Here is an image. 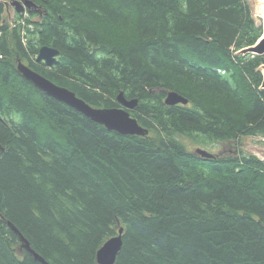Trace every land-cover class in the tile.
<instances>
[{
	"label": "trees",
	"instance_id": "trees-1",
	"mask_svg": "<svg viewBox=\"0 0 264 264\" xmlns=\"http://www.w3.org/2000/svg\"><path fill=\"white\" fill-rule=\"evenodd\" d=\"M0 0V264H97L122 229L114 264H264L263 33L244 0ZM23 2L25 0H17ZM37 9V10H36ZM126 33L127 36H121ZM57 62L36 63L39 48ZM21 61L94 108L129 111L124 136L48 97ZM187 100L167 106V92ZM223 144L204 159L187 150Z\"/></svg>",
	"mask_w": 264,
	"mask_h": 264
},
{
	"label": "water",
	"instance_id": "water-1",
	"mask_svg": "<svg viewBox=\"0 0 264 264\" xmlns=\"http://www.w3.org/2000/svg\"><path fill=\"white\" fill-rule=\"evenodd\" d=\"M14 7L16 13H23L25 10L36 8V5L29 0L23 2L12 1L10 4ZM37 10V9H36ZM243 53H250L257 56H264V26L263 33L255 45L245 48ZM58 50L53 47L43 46L39 49L36 63H43L47 67L53 66L57 62ZM17 71L26 81L30 82L39 91L51 97L52 99L74 109L89 120L102 125L106 130L113 131L124 136H146L148 130L140 126L136 119L130 116L129 111L133 110L137 105V99L127 100L123 97L122 92L117 96V102L120 107L117 108H94L85 103L82 99L66 88L53 84L45 77L32 71L21 61H17ZM264 87V81L262 83ZM164 103L167 106L186 105L187 100L179 94L169 91L165 95ZM195 154L204 159L214 158L213 154L201 149L195 150ZM11 230L19 236L22 243L21 247L31 254L35 261L40 264H48L38 254H36L29 246L28 242L22 235L9 224ZM122 229L118 234L107 241L96 252L97 264H114L116 256L122 247Z\"/></svg>",
	"mask_w": 264,
	"mask_h": 264
},
{
	"label": "rangeland",
	"instance_id": "rangeland-1",
	"mask_svg": "<svg viewBox=\"0 0 264 264\" xmlns=\"http://www.w3.org/2000/svg\"><path fill=\"white\" fill-rule=\"evenodd\" d=\"M250 10L251 16L255 23L257 25H261L262 27L264 26V0H244ZM12 2V1H11ZM10 4V2H9ZM262 6V7H260ZM26 13V10L23 12ZM15 10L14 7L11 5L7 6V12H6V18L9 23H13V18H14ZM121 36H127L126 33H121ZM264 57V56H263ZM260 70L263 73V81H264V66L260 67ZM184 144L187 148V150L191 153H195V150L201 149L209 152L210 154L216 155L224 150H228V147H224L223 144H217V143H208L207 145L201 146V145H196L190 140L185 139ZM239 149L247 154L254 156L255 158L261 160L264 162V140L258 138V137H253V136H242L239 139Z\"/></svg>",
	"mask_w": 264,
	"mask_h": 264
},
{
	"label": "bare ground",
	"instance_id": "bare-ground-1",
	"mask_svg": "<svg viewBox=\"0 0 264 264\" xmlns=\"http://www.w3.org/2000/svg\"><path fill=\"white\" fill-rule=\"evenodd\" d=\"M14 1H17V0H14ZM20 2V1H19ZM11 3V2H10ZM9 4V3H8ZM264 5V4H263ZM260 7H262V6H260ZM264 10V9H263ZM26 11H28V10H26ZM263 16H264V14H263ZM40 49V48H39ZM39 51V50H38ZM37 54H38V52H37ZM250 54V53H249ZM254 55V54H253ZM36 57H37V55H36ZM36 57H35V59H36ZM58 57V56H57Z\"/></svg>",
	"mask_w": 264,
	"mask_h": 264
}]
</instances>
